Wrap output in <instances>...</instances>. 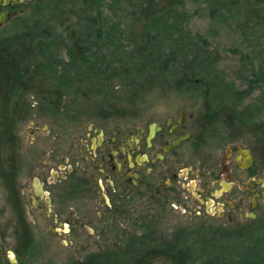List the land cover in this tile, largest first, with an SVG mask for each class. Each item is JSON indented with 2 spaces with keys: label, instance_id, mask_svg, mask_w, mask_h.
I'll use <instances>...</instances> for the list:
<instances>
[{
  "label": "trees",
  "instance_id": "obj_1",
  "mask_svg": "<svg viewBox=\"0 0 264 264\" xmlns=\"http://www.w3.org/2000/svg\"><path fill=\"white\" fill-rule=\"evenodd\" d=\"M197 1L204 4L212 24H236L249 46L255 48L253 88L264 87V44H253L260 32L264 34V0ZM191 20L185 0H41L2 30L0 182L12 212L8 228L17 240L19 255L34 251L38 245L18 187L22 160L16 135L17 126L30 115L29 97L36 88H41L38 94L56 115L70 98H82L83 88H95L97 95L112 98L117 80L132 83L147 74L171 79L189 67L194 68L195 76L184 81V95L201 96L207 89L211 105H231L233 110L240 107L234 86L214 74L213 64L202 55L187 52L186 41L196 39L186 29ZM121 32H128L131 44L114 42L122 37ZM100 38L116 47L111 53L113 60L106 55L93 60L94 41ZM62 52L69 58L68 68H62ZM190 56L196 60L187 62ZM248 231L247 227L219 241L204 231L187 230L174 246L131 244L109 250L102 264H264V225ZM129 248L138 250L127 255Z\"/></svg>",
  "mask_w": 264,
  "mask_h": 264
},
{
  "label": "flooded vegetation",
  "instance_id": "obj_2",
  "mask_svg": "<svg viewBox=\"0 0 264 264\" xmlns=\"http://www.w3.org/2000/svg\"><path fill=\"white\" fill-rule=\"evenodd\" d=\"M28 2L0 0V29ZM157 99L111 126L89 123L33 166L18 183L26 216L36 210L51 237L106 248L159 245L160 221L178 209L233 232L263 218L264 140L212 132L211 99L206 112L202 97Z\"/></svg>",
  "mask_w": 264,
  "mask_h": 264
},
{
  "label": "rangeland",
  "instance_id": "obj_3",
  "mask_svg": "<svg viewBox=\"0 0 264 264\" xmlns=\"http://www.w3.org/2000/svg\"><path fill=\"white\" fill-rule=\"evenodd\" d=\"M39 1L41 0H29L28 6L19 11L15 19L30 11ZM185 2L192 15V20L187 23L186 29L196 38L186 41L187 52L192 54L194 52L195 56L202 55L203 59L213 64L214 74L222 76L227 83L234 86L236 98L241 102L237 110L231 109V105H228L229 108L212 105L214 111H211L214 115L211 116L210 129L214 133L218 131L220 136L234 133L244 138L255 137L257 140H264V87L253 88L255 86L253 75L257 65L255 48L249 46L250 43L246 42L236 24L226 22L212 24L208 11L201 1L185 0ZM13 24L14 22L5 28ZM2 30L0 29V33ZM120 35L122 37H116L114 42L122 46L131 44L128 32H121ZM253 41L254 45H263L264 34L260 32L259 37ZM112 44L110 40L101 38L94 41L93 60L97 61L104 55L108 60H113L111 53L116 51V47ZM194 60H196L194 56H190L187 62ZM60 61L62 68L69 67V58L65 52L61 53ZM193 71L194 68L188 67L171 79L147 74L137 82L122 83L117 80L115 81L117 92L112 98L97 95L95 88H83V97L79 100L76 97L70 98L56 115L50 112L48 104L38 94L41 88H36L29 97L32 103L30 115L16 128L22 160L18 183L29 181V171L33 166L42 165L51 150L58 149L59 153L68 150L74 136L85 130L89 123L100 122L104 126H111L132 117L142 107H152L159 97L184 96L181 91L182 85L186 79L194 78ZM208 94L209 90L204 89L199 94L201 96H197L205 99L200 100L204 103L201 110L204 112L207 105L204 101L209 99ZM26 217L36 235L38 245L34 251L25 254L21 252L19 255L16 252L17 240L13 237L11 227L8 228L12 223V212L0 182V254L3 252L0 261L7 263V252L13 251L19 264H82L83 262L102 264L108 259L109 250L110 252L118 250V248L97 246L80 247L73 235L64 233L51 237L49 228L36 210H32ZM261 225H264V216L258 222L249 225L248 232ZM158 229L161 246L177 245L187 230L204 231L208 236L219 238V241L228 240L233 234L239 233L226 229L217 222L211 221L205 224L196 222V219L183 215L179 209L168 213L160 221ZM93 239L95 238L92 237ZM137 250V248H129L125 252L130 255Z\"/></svg>",
  "mask_w": 264,
  "mask_h": 264
},
{
  "label": "water",
  "instance_id": "obj_4",
  "mask_svg": "<svg viewBox=\"0 0 264 264\" xmlns=\"http://www.w3.org/2000/svg\"><path fill=\"white\" fill-rule=\"evenodd\" d=\"M7 257H8V261H7L8 264H19V261L16 258V254L13 251H8Z\"/></svg>",
  "mask_w": 264,
  "mask_h": 264
},
{
  "label": "bare ground",
  "instance_id": "obj_5",
  "mask_svg": "<svg viewBox=\"0 0 264 264\" xmlns=\"http://www.w3.org/2000/svg\"><path fill=\"white\" fill-rule=\"evenodd\" d=\"M182 240V239H181Z\"/></svg>",
  "mask_w": 264,
  "mask_h": 264
}]
</instances>
